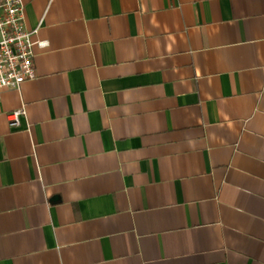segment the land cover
<instances>
[{"label":"crops","instance_id":"1","mask_svg":"<svg viewBox=\"0 0 264 264\" xmlns=\"http://www.w3.org/2000/svg\"><path fill=\"white\" fill-rule=\"evenodd\" d=\"M21 1L0 264H264V0Z\"/></svg>","mask_w":264,"mask_h":264},{"label":"built area","instance_id":"2","mask_svg":"<svg viewBox=\"0 0 264 264\" xmlns=\"http://www.w3.org/2000/svg\"><path fill=\"white\" fill-rule=\"evenodd\" d=\"M24 5L21 0H0V90H19L22 83L36 78L33 37L24 27ZM25 111L8 114L9 126L16 127Z\"/></svg>","mask_w":264,"mask_h":264}]
</instances>
